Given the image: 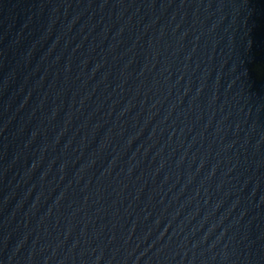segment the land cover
Masks as SVG:
<instances>
[{
    "label": "water",
    "instance_id": "obj_1",
    "mask_svg": "<svg viewBox=\"0 0 264 264\" xmlns=\"http://www.w3.org/2000/svg\"><path fill=\"white\" fill-rule=\"evenodd\" d=\"M0 264H264V0H0Z\"/></svg>",
    "mask_w": 264,
    "mask_h": 264
}]
</instances>
